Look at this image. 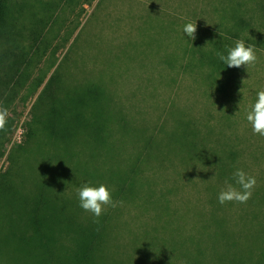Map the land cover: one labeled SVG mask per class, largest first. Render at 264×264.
<instances>
[{
  "label": "rangeland",
  "instance_id": "rangeland-1",
  "mask_svg": "<svg viewBox=\"0 0 264 264\" xmlns=\"http://www.w3.org/2000/svg\"><path fill=\"white\" fill-rule=\"evenodd\" d=\"M8 4L11 10L4 9V13H0V28L8 27L4 29L5 35L10 33L15 38L10 27L17 23L23 26L18 24L15 28L20 31L17 42L5 40L3 36L1 43L25 53L31 50L34 64L27 71L29 76L19 84L5 85L0 80V93H3L0 106L5 107L7 94H13L11 103L5 107L10 113L7 131H0V176L7 174V179L13 175V154H18V148L28 139L27 130L38 109L36 102L48 81L53 75L65 74L72 81L86 79L85 83L72 82L62 88L67 104L74 105L72 99L80 98L78 95L84 90H90V94L86 93L88 99L94 93H102L101 89L112 98V108L96 109L100 119L95 117L94 109H88L87 119L90 120L86 124L96 136L100 132L98 122L104 120L102 133L116 142L114 154L106 162H100L108 170L107 180L129 169L133 164L128 163L130 159L140 155L143 138H160L170 155L186 158L192 153L201 156L214 147L221 157L230 150L239 151L246 165L243 170L256 177L257 185L264 183V137L254 134L246 120L257 93L264 90V0H8ZM241 17L250 25L239 37L233 36L230 30L239 24ZM189 22L197 24L195 40L183 33L184 25ZM218 36L229 39L231 48L237 40L253 46L258 57L255 66L248 69L242 66L230 73H212L207 63L218 58L216 55L203 57L202 52L208 48L217 50L216 40L210 41V37ZM23 45L30 48L23 50ZM95 76L102 78L103 84L94 82ZM43 77V83L35 85ZM45 104L46 101L41 102L39 110ZM75 114L76 111L68 110L63 121L60 117H47V122L52 121L51 129L60 137L50 140L59 144L58 147L40 145L37 148L36 142L30 143L28 161L22 167L27 174L25 184L45 186V177L65 171L61 158L73 150L74 143L69 130L82 120L71 119ZM179 139L183 146H178ZM76 141V150L83 155L81 144L85 145L87 140L76 138ZM39 143H43L42 138ZM89 143L87 141L90 147L94 144ZM155 143L153 140L150 146L144 144L149 153L156 150L157 155L159 150ZM200 143L208 145L206 150ZM87 159L76 160V168L70 170L93 176L94 160ZM168 162L167 168L161 170L156 169L155 163L143 166L147 181L141 179L144 187L138 190L132 202L121 199L122 207L128 209L124 208L117 215L116 226L129 214L145 213L147 202L142 190L151 195L153 187L156 194L152 195L158 198L171 189L169 195L180 207L173 223L181 224V234L203 232L201 225L205 218L184 210L193 209L194 202L203 198L205 206L213 211L215 204L209 202L213 187L221 191L224 182L206 158L202 162H184L181 157H175ZM118 165L122 167L116 168ZM84 184V181L68 183L66 194L75 196L76 190ZM131 204L138 208L133 205L129 208ZM224 205H227L226 212L217 204L218 214L230 218L238 230L241 220L237 219L235 209L228 207V203ZM156 211L147 212L144 220L155 216ZM137 225L132 228L137 230ZM117 231L121 241L130 242L126 240L132 238L130 233L125 235L127 230L119 228ZM57 257L60 258L59 254ZM149 259L147 263L154 264ZM34 260L35 256L29 254L23 264H36ZM174 262L182 263L178 258H174Z\"/></svg>",
  "mask_w": 264,
  "mask_h": 264
},
{
  "label": "trees",
  "instance_id": "trees-1",
  "mask_svg": "<svg viewBox=\"0 0 264 264\" xmlns=\"http://www.w3.org/2000/svg\"><path fill=\"white\" fill-rule=\"evenodd\" d=\"M4 9L11 10L8 0H0L1 14L4 13ZM18 24L19 27L23 26L22 23H17L9 29V31L14 30L15 38H12L10 33L5 35L4 29L8 27L0 28V80L5 85L19 84L24 77L29 76L27 71L29 72L34 64L31 59L33 54L31 50L29 53H25L14 47H4L1 43L3 36L5 40L18 41L20 31L15 29ZM248 25H250L249 22L241 17L239 24L235 25L230 33L239 37ZM218 37L215 39L210 37V41L216 40L217 50L209 51L208 48L205 53L202 52L203 57H213L217 52L227 54L228 49L231 48L228 43L231 41L221 36ZM21 48L26 50L30 46L23 45ZM9 57L12 58L8 59ZM207 65L211 68L212 73H221L222 71L230 73L237 69L227 67L219 58ZM97 77H93V81L103 84L102 78ZM43 81L44 77L40 78L35 85H41ZM85 81V77L80 81H77L76 78L75 81H72L69 75L65 74L51 77L36 102L38 109L34 112L31 128L27 130L28 139L18 148L17 153H19L13 154L12 161L15 166L13 175L11 174L7 179H5L7 174L0 176V264H23L29 254L35 256L33 263L36 264H148L150 263L149 258L154 264H176L174 258L180 259L181 264H264V183L256 185L252 198L246 204L228 203V207L235 209L237 219L241 220L238 230L235 229L230 218L223 217L226 215H221L220 212L218 214L219 206L217 208V204L225 212L227 210L224 207L227 205H221L218 202L220 189L216 186L213 187V194L209 198V202L215 204L213 211L210 207L205 206L203 198L194 202L193 209L184 210L185 212L193 211L197 216L205 218L204 223L202 220L200 221L203 232H197V236L181 234V224L173 223L174 216H177L180 207L171 199L169 195L171 189L162 193L159 198L152 195L156 194L153 187L150 189L151 195L142 190L143 196L146 197L145 202H147L144 204L145 213L129 214L117 226L115 224L116 217L124 208L127 210V206L108 208L99 218V223L93 222V216L79 206L77 193L75 196L74 193L66 194L65 187L68 183L77 184L84 181L86 184L90 183L94 186L105 184L109 187L111 185L114 200L121 201L124 198V201L132 202L138 190L143 189L142 182L147 181L148 176L145 174L143 176L144 165L155 163L156 169L161 170L166 169L168 161L175 157H181L184 162L189 160L202 162L206 158L211 161L210 164L215 166L217 171L215 173L219 179L223 180L222 182L228 179L234 186L235 182L231 179L232 174L237 168L243 169L246 165L240 159L239 151L230 150L221 157L218 149L214 147L209 148L201 156L192 153L186 158L176 154L170 155V150L160 138H143L140 155L130 159L129 162L127 161L128 163L133 162L129 169L121 171L107 180L106 171L108 170L106 167L103 168L100 162L101 164L106 162L114 154L116 142L102 133L104 129L101 124L104 120L98 122L100 132L96 136L86 128V124L90 120V118L87 119L88 109H94L95 117L100 119L96 109L107 108L109 110L113 107L110 94L101 89L102 93H94L88 99L86 93L90 94V90H84L78 95L80 98L72 99L74 105H71L65 102L66 99L63 96L65 93L62 92V88L64 89L67 84L85 83ZM7 95L4 100L5 107L11 103L13 94L10 92ZM2 96L3 93H0V98ZM58 100L59 104L56 102ZM43 101H46L47 104L39 110V105ZM68 110L76 111L71 119L81 118L82 120L73 124V128L69 130L70 138L72 140L74 138V143L73 150L68 152L66 159L61 158L63 163L65 162V171L51 175V178L45 177L47 186L25 184L24 180L27 174L24 171L25 168L22 167L28 161L30 143L36 142L37 148L40 145L58 147L59 143L50 139L60 138L59 134L51 129L52 121L49 120V124L47 117H53L52 119L60 117L63 121L66 119ZM146 130L148 129L145 128ZM153 132L155 133V131ZM40 138H42V144L39 143ZM76 138H86L88 143L90 140V143L94 142V144L92 147L87 146V141L85 145L81 144V147H84V154L81 155L76 150ZM153 140L157 142L155 143L159 150L157 155L156 150L149 153L144 144L148 143L150 146ZM180 142L179 139L178 146H183ZM199 145L202 146L201 143ZM207 146L202 147L206 150ZM90 150H92L91 155ZM87 158L90 161L94 160L93 169L95 172L93 176L78 172L76 169L74 172L70 170L71 167H73L72 170L76 168V160L79 162L80 159L84 162L88 160ZM121 167L122 165H118L116 168ZM21 173L24 175L22 176ZM187 176L193 177V175ZM63 199H67L68 202H64ZM132 205L135 206V204H131L128 205L129 208H133ZM152 209H157L156 215L145 221L146 213ZM136 224H138V232L132 228ZM116 228L127 230L128 233L125 235L130 233L132 236V238L126 239L130 242L121 241L117 237L119 233ZM196 228L197 226L194 225V229ZM57 254L60 258L57 257ZM138 254L141 256L138 257Z\"/></svg>",
  "mask_w": 264,
  "mask_h": 264
},
{
  "label": "clouds",
  "instance_id": "clouds-1",
  "mask_svg": "<svg viewBox=\"0 0 264 264\" xmlns=\"http://www.w3.org/2000/svg\"><path fill=\"white\" fill-rule=\"evenodd\" d=\"M197 24L196 22L186 23L183 27V33L191 40L196 39ZM220 61L229 68H240L242 66L248 69L255 66L258 61L253 46H246L243 40H237L235 46L228 49L227 54L216 53ZM9 110L0 106V131H7ZM246 120L251 125L253 133L264 137V90L257 93V99L246 113ZM211 177V179H213ZM230 183L228 179L224 182V187L218 195V202L221 205L226 203L246 204L253 196L257 179L241 168L232 174ZM238 186V187H237ZM79 206L93 216V222L99 223V218L108 208H116L123 205V201H117L113 198V190L105 184L92 186L84 184L77 190Z\"/></svg>",
  "mask_w": 264,
  "mask_h": 264
}]
</instances>
